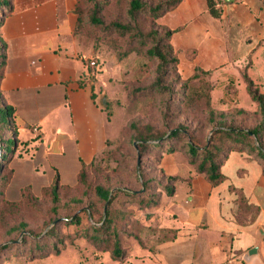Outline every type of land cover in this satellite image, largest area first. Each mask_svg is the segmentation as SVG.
Listing matches in <instances>:
<instances>
[{
	"label": "crops",
	"instance_id": "obj_1",
	"mask_svg": "<svg viewBox=\"0 0 264 264\" xmlns=\"http://www.w3.org/2000/svg\"><path fill=\"white\" fill-rule=\"evenodd\" d=\"M9 3L10 12L0 25L5 53L0 98L13 109L18 137L43 147L38 164L62 169L69 176L82 163L89 164L111 138L100 105L105 101L100 84L104 80L97 74L94 83L80 81L93 50L74 34L75 0ZM217 8L219 19L208 14L206 0H182L160 18L174 31L172 46L181 53L194 50L192 63L204 70L222 64L228 56L245 57L252 40L264 37V5L259 0H232ZM221 172L225 180L215 187L196 176L182 181L185 186L179 196L175 187L173 196L161 198L168 214L164 221L171 230V238L157 249L163 264H264L261 163L233 151ZM173 202L185 211L200 208L203 225L180 221L168 212ZM251 249L256 250L248 256Z\"/></svg>",
	"mask_w": 264,
	"mask_h": 264
},
{
	"label": "rangeland",
	"instance_id": "obj_2",
	"mask_svg": "<svg viewBox=\"0 0 264 264\" xmlns=\"http://www.w3.org/2000/svg\"><path fill=\"white\" fill-rule=\"evenodd\" d=\"M219 4L223 5L224 0ZM109 12L110 8L104 9L105 15ZM104 19L108 21L110 18L105 16ZM142 21L149 27V20L142 18ZM157 24L162 25L160 19L157 20ZM106 35L107 32L101 29L93 30L86 26L77 36L80 42L93 50L90 56H98L103 63L100 81L101 79L104 81L100 84L106 91L103 97L107 101L106 108L111 115L109 148H116L113 157L117 160L97 166L87 179L90 183L107 181V184L112 185V192L116 193L117 198L111 202V213L115 215L119 211H124L127 214L126 223L122 226L119 237L123 259L118 261L112 258L111 244L90 241L82 236L79 229L86 223H93L95 219H91L90 222L89 217L82 215L80 228L67 225L56 228L57 238L62 242V247L59 246V242L55 245L59 248L58 253L54 252L55 248H49L52 242L49 238L41 242V245L48 247L44 250V255L42 252L34 254L28 249V245L23 250L27 253L26 256L8 258L0 264H163L159 261L157 249L164 240L171 238V233L167 232L168 222L164 221V216L168 214L165 206L158 204L157 198L154 204L141 207L139 203L141 195L146 189L144 199L150 194L156 197L161 185L166 183L169 186L174 185L179 196L180 187L185 186L182 181L201 175L195 173L187 159L178 152L172 155L164 153L169 156L162 158L161 163L164 166L161 163L153 164L154 157L159 155L156 152L150 151L146 156L137 158L130 145L131 125H149L168 132L181 129L186 133L205 136L208 140L213 129L210 131V116L206 108L200 102L191 104L192 100L187 101L184 98L186 92L184 83L192 76L194 68L201 67L192 63L194 50L181 53L182 51L172 46L174 56L178 60L175 70L179 82L173 85L172 95H157L148 89L153 79L155 63L143 54L136 53L119 60L111 49ZM241 58L243 57L228 56L227 61L210 68L215 72L204 79L211 85L209 104L213 121H223L231 126L247 128L255 125L259 116L256 106L245 90L242 74L245 72L258 90L264 93V37L252 40L244 63L240 61ZM200 86L202 90L200 82L191 83L193 89L200 90ZM8 139L13 141L12 147L6 145ZM0 141L2 146L9 147L6 152L0 149V172L3 176L8 175L5 184L0 181V191L6 202L20 203L22 206L17 214L5 216L2 225L0 221V242L7 239H14L7 242H18L22 239L24 233L18 234L19 229L11 230L20 222L25 223L27 230L39 234L42 239L50 227V225L45 227V224L53 217L49 187L55 175L58 176L60 184L66 187L58 191L59 215H63L68 209L80 208L86 204L81 189H75L77 173L74 171L71 175L65 176L62 169L38 164V159L44 151L43 147L40 146L41 149H38L35 144L22 141L14 130L3 131L0 134ZM135 168L144 175L147 188L140 178L138 179L140 185L132 181V184L129 183L130 173ZM170 168L173 169L171 172L167 170ZM169 177L173 180L169 181ZM26 189L31 195L30 205L21 201L22 192ZM86 193L87 191L85 197L88 196ZM105 211L106 207L103 213ZM167 211L173 212L180 221L187 220L195 226L203 225L205 222L202 210L198 207L185 211L181 209L179 203L173 202L167 207Z\"/></svg>",
	"mask_w": 264,
	"mask_h": 264
},
{
	"label": "trees",
	"instance_id": "obj_3",
	"mask_svg": "<svg viewBox=\"0 0 264 264\" xmlns=\"http://www.w3.org/2000/svg\"><path fill=\"white\" fill-rule=\"evenodd\" d=\"M182 0H75L74 14L76 15V22L74 28L75 36H79L84 27L88 29H101L107 32V39L111 49L115 52L116 57L121 60L131 53L143 54L147 59L153 61V79L148 87L150 91L157 95L170 96L174 93V84L179 82L176 75L175 66L177 65V58L174 56V51L171 45V36L174 31L168 29L163 25H158L157 20L162 18L166 13L173 11ZM221 0H206V9L208 14L215 19L221 17V12L217 5ZM264 4V0H259ZM110 8V12L105 15L104 9ZM10 12L9 0H0V25L4 17ZM106 18H110L105 21ZM110 16V17H109ZM142 18L149 20V27H146ZM113 34V36H112ZM246 56L241 58L244 63ZM238 61V62H240ZM93 65H90V63ZM5 65L4 47L0 45V82L3 78ZM85 72L80 81L95 82L97 74L103 72V63L98 56H92L85 62ZM215 70H204L201 68H194L193 74L184 83L186 90L184 98L187 101L200 102L206 108L210 116L211 137L207 140L205 136H199L192 133H186L181 129H173L171 132L157 129L153 126L131 125L132 140L131 148L135 152L137 158L146 156L147 153L156 152L158 157H154V165L161 163L164 153L172 155L180 153L187 159L189 165L194 169L195 173L201 175L212 187L217 186L225 180V176L221 172V167L224 164L228 155L233 152L246 153L254 157L261 163V174L264 175V93L260 92L253 81L244 72L242 80L245 85V90L256 106L259 120L251 127L231 126L223 121H213L212 110L210 108L209 91L211 89L210 83H206L204 77L214 73ZM193 81L202 84V90L193 89L191 83ZM107 120H110V113L107 110V101L100 103ZM13 109L3 104L0 98V134L3 131H10L13 129ZM13 141L7 140L6 145L12 147ZM9 147L1 145L2 151H8ZM7 148V149H5ZM116 148H109V139L106 142V147L98 153L89 164H81L75 179V189H81L82 197H84L86 204L80 208L68 209L63 215H59L57 207L59 189H66L60 184L57 175L54 176L50 184L49 191L51 194V207L53 217L47 221L45 227L49 226L44 236L34 234L27 230V225L20 222L17 227H12L11 230L19 229V233H24L23 238L18 242H0V263L5 259L21 258L26 256V247L29 245L34 254L44 255L48 247L41 245L44 240L52 239L49 248H55L54 252L58 253L59 248L55 245L61 240L57 238L56 228L60 225L73 226L80 228L82 215L89 217L90 222L86 223L84 227L79 230L82 231V236L90 241L98 243H108L112 245L111 255L114 260L121 261L123 259V252L121 248L120 236L121 228L126 223L127 214L124 211H119L115 215L111 213V202L117 198L116 193H113V187L103 183H90L88 175L91 174L97 166L105 165L108 161L117 160L113 157ZM131 174V181L138 185V179H142L145 188H147L146 181L142 172L136 168ZM0 181L7 182V177L0 172ZM169 181L173 178L169 177ZM115 188V187H114ZM161 190L156 194V197L150 194L146 196L147 190L143 191L140 198V206L146 207L158 201L161 204L163 196L171 197L174 194V185H161ZM87 191L85 197V192ZM132 196L131 194H129ZM157 198V201H156ZM24 204H32L30 192L26 189L22 192V200ZM99 205V206H98ZM98 206V207H97ZM0 213L1 225L5 216L10 214H17L22 206L20 203L6 202L0 191ZM106 207L105 213H103ZM81 210V211H80ZM97 216V217H96ZM92 219V220H91ZM167 230H164L166 232ZM171 233V231H167ZM24 245V247H20ZM41 250V251H40ZM23 251V252H22ZM31 255V254H30ZM37 256V255H35Z\"/></svg>",
	"mask_w": 264,
	"mask_h": 264
},
{
	"label": "water",
	"instance_id": "obj_4",
	"mask_svg": "<svg viewBox=\"0 0 264 264\" xmlns=\"http://www.w3.org/2000/svg\"><path fill=\"white\" fill-rule=\"evenodd\" d=\"M230 1H232V0H224V2H230ZM255 250H256V249H251L250 251H248L247 255H248V256L252 255V253H254Z\"/></svg>",
	"mask_w": 264,
	"mask_h": 264
},
{
	"label": "built area",
	"instance_id": "obj_5",
	"mask_svg": "<svg viewBox=\"0 0 264 264\" xmlns=\"http://www.w3.org/2000/svg\"><path fill=\"white\" fill-rule=\"evenodd\" d=\"M90 65H93V63L91 62ZM33 131L36 132L37 130L34 128Z\"/></svg>",
	"mask_w": 264,
	"mask_h": 264
}]
</instances>
